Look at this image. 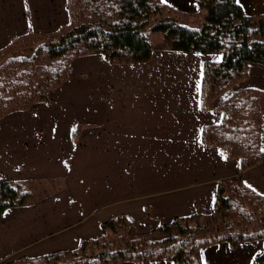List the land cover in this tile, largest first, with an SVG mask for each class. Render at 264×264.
Wrapping results in <instances>:
<instances>
[{"label":"crops","instance_id":"crops-1","mask_svg":"<svg viewBox=\"0 0 264 264\" xmlns=\"http://www.w3.org/2000/svg\"><path fill=\"white\" fill-rule=\"evenodd\" d=\"M163 1L182 11L198 6L196 0ZM237 1L248 14H264V0ZM69 20L68 0H0V48L16 36L50 33ZM221 58L219 52L154 49L149 63L112 64L100 53L80 55L47 102L8 111L3 118L13 120L14 140L7 158L15 161L0 165V181L64 183L31 206L5 210L0 263L75 248L120 214L132 222L152 213L169 222L196 210L211 213L218 181L240 170L239 159H227L202 141L203 126L222 120L217 109L201 108L203 65ZM258 66L249 63L247 85L264 91V80L252 79ZM163 69L172 70L169 84ZM262 132L264 145V122ZM242 180L264 195V161L246 169ZM260 219L264 225V215ZM263 252L264 238L234 248L218 242L204 246L201 258L203 264H264L258 260ZM144 264L176 263L151 258Z\"/></svg>","mask_w":264,"mask_h":264},{"label":"trees","instance_id":"trees-1","mask_svg":"<svg viewBox=\"0 0 264 264\" xmlns=\"http://www.w3.org/2000/svg\"><path fill=\"white\" fill-rule=\"evenodd\" d=\"M197 4L204 11L200 24L176 20L162 0H68L66 25L46 34L29 31L0 48V119L10 110L47 102L49 91L67 79L70 63L80 55L100 53L112 63L147 62L154 32L162 33L163 48L219 52L221 60L203 65L200 104L203 110L220 111L222 120L203 126L202 141L218 147L227 159H239L240 170L218 181L208 220L200 212L177 216L161 223L157 230L165 235L154 239L131 235L130 220L120 214L102 223L101 235L83 238L73 249L23 256L5 264H144L150 258L203 264L202 246L225 241L234 248L264 238L260 225L264 195L242 180L246 169L264 161V92L236 88L218 106L212 105L217 95L247 77L250 62L264 67V14L246 13L237 0H197ZM81 127L74 126L73 141ZM35 201L29 182L0 181V217L7 208ZM258 260L264 261V252Z\"/></svg>","mask_w":264,"mask_h":264},{"label":"rangeland","instance_id":"rangeland-1","mask_svg":"<svg viewBox=\"0 0 264 264\" xmlns=\"http://www.w3.org/2000/svg\"><path fill=\"white\" fill-rule=\"evenodd\" d=\"M163 1V0H162ZM197 1V0H196ZM166 3V2H165ZM169 5V8H167V10H169L167 13H169L172 17H174L176 20H179L180 22H185V23H190V24H200L202 21H203V9L199 8V6H197L196 8L192 9V10H180V9H177L175 7H172L170 4ZM70 13V12H69ZM166 13V12H165ZM70 21V20H69ZM59 29V28H58ZM57 29V30H58ZM56 31V30H55ZM54 32V31H52ZM36 33H39V32H36ZM51 33V32H50ZM44 34V33H43ZM46 34V33H45ZM151 37V40H152V43H153V51L154 49H158V50H162V51H176L174 49H170V48H163L161 46L162 44V33L160 32H154L150 35ZM7 45V44H6ZM4 45V46H6ZM3 46V47H4ZM1 47V48H3ZM153 51H152V55H153ZM105 57V56H104ZM106 58V57H105ZM151 59H152V56H151ZM150 60H148L147 62H141V63H149ZM108 60V59H107ZM110 62V61H109ZM112 63V62H110ZM205 63V62H204ZM113 64V63H112ZM114 64H130V63H114ZM262 65V64H261ZM260 67L259 70H255V75L253 76L252 79H257V80H264V67L263 65L262 66H258ZM169 72L171 73L172 70L171 69H163L162 70V73H163V82L164 84H169V81H168V78H167V75H169ZM251 79V78H250ZM249 79V81H250ZM245 80V82H243ZM248 80V75L247 77H245L244 79L240 80L238 83H236L232 88H230L227 93V95L231 94L232 92H234V90L236 88H245V87H253V86H250V85H247V84H250ZM252 81V80H251ZM241 85V86H240ZM53 90V89H52ZM50 90V91H52ZM260 90V89H259ZM49 91V92H50ZM262 92H264L263 90H261ZM227 92V91H226ZM225 93V92H224ZM224 93H222L221 95H217L213 101H212V105L213 106H218L222 101L223 99H225L224 97ZM226 95V94H225ZM226 95V96H227ZM228 97V96H227ZM226 97V98H227ZM49 99V98H48ZM36 103V102H35ZM33 104V103H32ZM31 104V105H32ZM216 104V105H215ZM261 104H262V122H264V94L262 95V98H261ZM30 105V106H31ZM30 108V107H29ZM28 108V109H29ZM28 109H25V110H28ZM11 111V110H10ZM22 111V110H20ZM25 119V118H23ZM12 123H13V120H11L10 116L9 117H6V118H3V119H0V137L2 138L3 137V141L1 140L0 141V165L1 164H5L6 166V163L7 164H11L13 161L15 160H12L10 161L7 156H10L8 154V152H10V148L12 146V141L14 139H12V134H10L12 131ZM11 124V125H10ZM262 141H263V132H262ZM263 145V143H262ZM264 146V145H263ZM12 151V149H11ZM263 162V161H262ZM62 182L64 183V181L62 180H59L57 181L56 179H53V178H49L48 180L46 179H42V180H36V181H31V187L32 189L34 190V194H35V198L38 196H44V194H46L45 192L49 193V192H53V187H56L58 186V184H62ZM30 183V182H29ZM56 184V185H55ZM36 198V200H37ZM36 203V201L34 202ZM33 203V204H34ZM31 204V205H33ZM29 205V206H31ZM150 208L147 207V212H149ZM151 212V211H150ZM195 212H199L198 210H196ZM194 212V213H195ZM192 213V214H194ZM204 217L205 220H208V217H209V213L208 215L206 214H203L202 212H200ZM147 215V213H146ZM148 215L152 218H154L155 220H157V222L155 220H151V218L149 217V219H136L134 221L131 222L130 220V234L131 235H148V236H152L154 239L156 238H162L164 237V233L163 232H160L158 231L157 227L156 228H153L156 224L158 225V222L160 221L159 219H156V217L153 216L152 213H148ZM191 215V214H190ZM116 217V216H115ZM128 218V217H127ZM146 220V221H145ZM145 221V222H144ZM105 222V221H104ZM160 224L161 223H166L165 221H161L159 222ZM260 225L262 227H264L263 223H261V219H260ZM101 235V234H100ZM260 239V238H258ZM256 240V239H255ZM253 241V240H252ZM222 242H225V241H222ZM245 242H249V241H245ZM218 243V242H217ZM243 243V242H242ZM214 244V243H213ZM211 245V244H209ZM239 245V244H238ZM205 246H208V245H205ZM204 246H202L200 248V251H199V254L201 256V249L203 248ZM73 249V248H72ZM151 259V258H150ZM158 259H162V258H158ZM14 259H9V258H5L4 261H2L0 264H5V263H8V262H11L13 261ZM149 260V259H148ZM166 260V259H165ZM126 262V261H125ZM264 262V261H263ZM177 264V263H176Z\"/></svg>","mask_w":264,"mask_h":264}]
</instances>
